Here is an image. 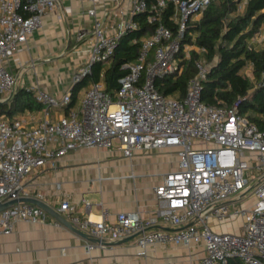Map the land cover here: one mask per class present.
I'll list each match as a JSON object with an SVG mask.
<instances>
[{
	"label": "built area",
	"instance_id": "2783aa9c",
	"mask_svg": "<svg viewBox=\"0 0 264 264\" xmlns=\"http://www.w3.org/2000/svg\"><path fill=\"white\" fill-rule=\"evenodd\" d=\"M62 1L0 0V101L16 90L8 62ZM88 1L93 5L88 11L93 26L78 31L76 37L78 43H86L88 61L74 73L73 85L90 75L94 64L110 61L121 37L140 28L136 16L149 13L147 20L155 23V29L142 39L137 59L123 65L126 74L118 80L115 95L106 91L103 81L93 82L76 108L71 106V91L57 98L37 88L35 99L44 113L38 124L0 117V203L32 198L51 207L44 194L29 188L28 177L34 169L56 168L60 159L77 149H119L128 158L172 149L177 151L178 167L154 188L156 207L149 217L133 210L110 220L102 207L100 220H94L90 202L84 203L88 214L80 217L77 204L68 198L52 208L97 240L86 244L88 254L136 235L138 257H148L150 247L174 246L189 252L188 264L230 260L264 264V131L239 113L238 103L226 108L202 100V81L209 71L203 57L183 99L165 96L155 86L159 78L180 75L193 50L204 53L182 40L187 24L200 20L212 0H109V6L106 0ZM246 3L243 0L239 11ZM170 6L175 31L163 20ZM260 38L262 29L251 44ZM54 108L66 112L52 120ZM250 199H254L251 206H240ZM48 218L41 207L18 203L0 212V234H12L20 222L45 224ZM237 220L243 221L242 226L224 230ZM52 223L63 227L56 219Z\"/></svg>",
	"mask_w": 264,
	"mask_h": 264
},
{
	"label": "crops",
	"instance_id": "0c3cea01",
	"mask_svg": "<svg viewBox=\"0 0 264 264\" xmlns=\"http://www.w3.org/2000/svg\"><path fill=\"white\" fill-rule=\"evenodd\" d=\"M92 7L88 0H63L57 11L44 16L42 27L28 36L7 64L15 75L17 90L32 92L35 97V90L40 88L57 98L72 90L74 73L88 61L87 45L78 43L76 37L81 29L91 30L93 20L89 27L81 18ZM253 46L264 49V44ZM90 84L77 93L71 106H80ZM65 112L54 108L50 118L56 120ZM16 118L24 119L30 126L36 125L44 118L43 105L40 110H25L10 119ZM113 153L117 157H112ZM177 167V151L172 149L138 152L132 158L125 157L119 149H77L60 159L54 169H34L27 182L33 192L44 194L53 208L68 198L77 204L80 217L88 214L85 202L91 203L94 220H100L102 207L108 210L110 220L121 212L133 210L149 217L156 207L154 188ZM53 219L49 215L45 224L20 222L12 234H0V264L189 263V252L174 246L150 247L148 257H138L134 239L121 245L112 243L106 249L97 247L88 254L86 244L96 241L85 239L65 226H55ZM160 228L174 229L168 225ZM236 228L231 225L224 230Z\"/></svg>",
	"mask_w": 264,
	"mask_h": 264
},
{
	"label": "trees",
	"instance_id": "16d2710c",
	"mask_svg": "<svg viewBox=\"0 0 264 264\" xmlns=\"http://www.w3.org/2000/svg\"><path fill=\"white\" fill-rule=\"evenodd\" d=\"M243 0H212L198 21L187 24L182 44L203 48V54L193 50L180 75H168L155 81L159 92L165 96L183 99L189 81L196 75V63L201 57L209 65L206 78L202 81V100L206 104L231 108L238 103L239 113L248 117L264 131V49L251 44L254 35L264 26V0H247L243 11L239 5ZM173 7L164 13L163 20L174 31L170 20ZM149 13L135 17L140 23L137 31L121 37L118 47L108 63H96L92 73L73 85L72 99L89 82L103 81L106 91L115 95L118 80L126 74L123 65L137 59L142 39L152 33L155 23H149ZM251 66L253 78L246 75ZM32 92L15 90L6 103L0 104V114L10 118L25 110H40ZM230 260L227 264H237Z\"/></svg>",
	"mask_w": 264,
	"mask_h": 264
},
{
	"label": "water",
	"instance_id": "95a60500",
	"mask_svg": "<svg viewBox=\"0 0 264 264\" xmlns=\"http://www.w3.org/2000/svg\"><path fill=\"white\" fill-rule=\"evenodd\" d=\"M14 93V92H13ZM13 93L10 95V97H8L6 100L4 101H0V104L6 103L13 95ZM31 203L34 204L38 207H41L42 209H44L50 216H52L54 219H56L57 221H59L63 226L69 228L70 230H72L74 233H76L77 235L91 240V241H96L97 240H93L91 239L87 234L79 231L78 229H76L67 219H65L62 215L58 214L52 207H50L49 205H47L46 203L36 200V199H32V198H21L19 200H12L6 203H0V212L4 211L5 209H8L10 207H12L13 205H16L18 203ZM136 237V235L128 237L126 239H123L121 241H118L116 244H124L127 242H130L131 240H133Z\"/></svg>",
	"mask_w": 264,
	"mask_h": 264
},
{
	"label": "rangeland",
	"instance_id": "374dc122",
	"mask_svg": "<svg viewBox=\"0 0 264 264\" xmlns=\"http://www.w3.org/2000/svg\"><path fill=\"white\" fill-rule=\"evenodd\" d=\"M106 4L107 6L110 5V2L109 0H106ZM87 13L89 11V9H86ZM82 20H86V22H88L89 24V27L91 26V22H92V18L86 14V17L85 18H81ZM82 30V29H81ZM263 35H264V30H263ZM260 42H257V44H264V38H260ZM246 75L249 76L250 78H253V75H252V71H251V68L248 67L247 70H246ZM85 89L82 88L81 91H83ZM112 157H117V154L116 153H113V156ZM254 203V199H250L248 200L244 205H240L241 207H249L251 206L252 204ZM242 220H237L236 222L233 223L234 226H242ZM201 257V255H199ZM237 264H242L241 262H238Z\"/></svg>",
	"mask_w": 264,
	"mask_h": 264
}]
</instances>
